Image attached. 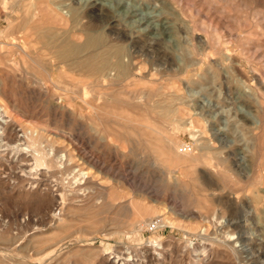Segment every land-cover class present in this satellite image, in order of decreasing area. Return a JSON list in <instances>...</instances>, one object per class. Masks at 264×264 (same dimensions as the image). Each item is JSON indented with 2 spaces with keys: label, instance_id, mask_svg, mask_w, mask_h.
<instances>
[{
  "label": "rangeland",
  "instance_id": "374dc122",
  "mask_svg": "<svg viewBox=\"0 0 264 264\" xmlns=\"http://www.w3.org/2000/svg\"><path fill=\"white\" fill-rule=\"evenodd\" d=\"M9 1L0 264H264V0L39 2L53 44L97 30L114 46L120 35L137 93L126 82L92 90L87 65L51 78L36 28L29 54L7 43Z\"/></svg>",
  "mask_w": 264,
  "mask_h": 264
},
{
  "label": "bare ground",
  "instance_id": "6f19581e",
  "mask_svg": "<svg viewBox=\"0 0 264 264\" xmlns=\"http://www.w3.org/2000/svg\"><path fill=\"white\" fill-rule=\"evenodd\" d=\"M7 1V0H6ZM42 1V0H21L19 2V0H12V1H9L12 5V12L9 13V16L7 18V26L6 28L3 29V32H4V35H5V32H12V31H15L17 33V35H14L11 34V37H10V41H8L7 43L10 44V45H16L17 47H19V49L23 50L24 52H26V54L30 53V51H28V47L30 45H27L28 43V40H29V37L32 35V33L30 32L32 28H36V36L41 40L42 39H45V42H46V45L45 47L47 46H51V56L48 57V61L47 59L44 58V62L41 60V62H43V64L40 62V64H42V66L40 65V67H42V69H44L45 73H47L51 78L55 75V74H58L56 75L57 77H62L66 74H68L70 71L68 68H64V65L65 66H68L70 69H73V68H78L79 69V66H82V65H87L89 67V70L92 72V90H94L95 88H99V91L101 90L102 88V91H103V88H109V85L112 84L113 82H126L125 85L126 88H129L130 90L132 91H135L136 90H133L131 88H133L134 86H136L140 81V79L138 80L136 77V66H134V59L132 56L131 59L129 60H125L124 59V56L127 55L129 53L128 49L124 46V39H122V37L119 35V39L118 40H121V42L124 44H122L121 42H118V43H121V44H114V46H111V45H108V43L105 42L106 40V37L104 34L102 33H97V34H94L97 32V30L92 33L91 35H88L86 38V41L79 45H75V44H71L70 42L71 41H62L61 43H54V41H56L55 39V33L53 31H51L54 27H50V26H44L43 23L41 25V23L37 22L38 21V18L36 19V16L37 15H40L41 16V19L43 18H46L44 17V13L41 11V9L43 7H39L38 4H40L39 2ZM48 1V0H47ZM52 1V0H51ZM72 8V6L70 7ZM73 10V8L71 9V11ZM16 11L17 14L15 13ZM44 11V10H43ZM51 11V10H50ZM75 11V8L74 10ZM52 12V11H51ZM45 13H47L45 11ZM11 16H14L13 19ZM52 18V16H51ZM54 18V17H53ZM52 18V19H53ZM74 18V17H73ZM40 19V20H41ZM50 19V18H49ZM70 19V18H69ZM78 19V17H75L74 18V21ZM56 20V19H54ZM73 20V19H72ZM43 21V20H41ZM57 21V20H56ZM51 22H55V21H51ZM91 31V30H90ZM92 32V31H91ZM9 36V35H7ZM6 36V37H7ZM37 38V39H38ZM16 39L18 40L17 43L16 42ZM38 39V40H39ZM66 39V38H65ZM108 40V39H107ZM40 41V40H39ZM44 41V40H43ZM126 41V40H125ZM2 42L0 40V51L2 52ZM31 42V41H30ZM41 42V41H40ZM64 42V43H63ZM32 43V42H31ZM73 43V42H72ZM112 44V43H110ZM118 44V45H117ZM27 47V48H26ZM44 47V48H45ZM185 47V46H184ZM42 48V47H41ZM40 48V49H41ZM47 49V48H46ZM186 49V48H185ZM42 51V53L45 52V50H43V48L40 50ZM184 51V50H183ZM20 52V50H19ZM35 52V51H34ZM38 52V51H36ZM185 52V51H184ZM183 52V55H185V53ZM40 54H42L41 52H38ZM131 53V52H130ZM37 54V53H36ZM132 54V53H131ZM43 55V54H42ZM49 55V54H48ZM47 55V56H48ZM1 56H3L2 54H0V61H1ZM44 56V55H43ZM46 56V55H45ZM186 56V55H185ZM184 56V57H185ZM190 56V55H189ZM17 57V56H16ZM16 57H11L13 60L16 58ZM20 57V56H19ZM5 58V57H4ZM18 58V57H17ZM21 58L23 59V56H21ZM32 58V57H31ZM186 58V57H185ZM191 58V57H190ZM34 61L37 62V60L39 58H34ZM26 60V59H25ZM38 60V62L40 61ZM134 60V61H133ZM9 61V60H8ZM18 61V60H17ZM24 61V60H23ZM50 61V65H49V62ZM187 62H190L191 64L193 63V60H189L188 59V54H187V59H186ZM2 62V61H1ZM13 62V61H11ZM16 62V61H14ZM27 62V61H26ZM30 62V61H29ZM198 62V61H197ZM196 63V62H195ZM9 64V63H8ZM17 64V63H16ZM28 64V63H27ZM38 64V63H37ZM189 64V63H188ZM190 64V65H191ZM194 64V63H193ZM25 65V64H24ZM32 65V64H30ZM39 65V64H38ZM29 66V65H28ZM33 66V65H32ZM35 66V65H34ZM33 66V67H34ZM37 66V65H36ZM35 66V67H36ZM75 66V67H73ZM14 67V66H13ZM12 67V69H13ZM32 67V68H33ZM39 67V68H40ZM16 68V67H15ZM38 68V66L36 67ZM11 69V68H10ZM17 69V68H16ZM83 69V68H81ZM77 70V69H76ZM88 70V69H87ZM15 71V69H14ZM11 72V71H10ZM36 72V71H35ZM185 72V71H184ZM14 73V72H13ZM43 73V72H42ZM45 73H44V76H45ZM71 73V72H70ZM17 74V73H16ZM37 74H38V71H37ZM40 77V76H39ZM46 77V76H45ZM208 79V78H207ZM53 81V80H52ZM39 82V81H38ZM149 82V81H148ZM117 84V83H116ZM119 84V83H118ZM43 86V85H42ZM122 86V85H121ZM198 86V84H197ZM112 88V87H110ZM125 88V87H124ZM127 90V89H126ZM205 90V89H204ZM98 91V90H97ZM108 92V91H107ZM131 92V91H130ZM115 93V92H114ZM107 94V93H106ZM125 94V93H124ZM153 94V93H152ZM155 94V93H154ZM104 95V94H103ZM96 96V95H95ZM151 97H153L151 95ZM153 99V98H151ZM174 99V98H173ZM166 101V100H165ZM96 102V101H95ZM93 101V98H92V106L93 104L95 103ZM157 102V101H156ZM222 102V101H221ZM137 103V102H135ZM140 103V102H139ZM171 100L167 101L164 105H161L162 106V111H164V116L163 117H169L170 116V113L173 111V108L171 107ZM103 104V103H102ZM131 104H134L131 103ZM141 104H146L145 102L143 103H140L138 106H140ZM159 104V103H158ZM191 104V103H190ZM195 104V103H194ZM124 105V104H122ZM151 106H154L155 104L152 103L150 104ZM135 106V104H134ZM143 106V105H141ZM204 106L203 104L200 105V107ZM145 107V106H144ZM146 108V107H145ZM154 108V107H152ZM156 108V107H155ZM160 108V107H158ZM149 109V108H148ZM3 108L0 107V120H3V121H6V119L4 118L5 117V114L2 112ZM150 110V109H149ZM154 110V109H153ZM158 112V111H156ZM172 114V113H171ZM7 115V114H6ZM172 116V115H171ZM163 119V118H162ZM2 121V122H3ZM3 124V123H2ZM236 125V126H235ZM233 127H234V135H236L237 137H239V139H245L247 138L246 137V134H245V130L243 131V129L239 126H237V124H235ZM240 125V124H238ZM5 126V125H4ZM5 130V129H4ZM4 130H2V132L0 131V135L4 132ZM7 131V130H6ZM11 131V130H10ZM13 132V131H12ZM4 135V134H3ZM7 135V133H6ZM5 136V135H4ZM10 136V135H9ZM4 139V138H3ZM145 139V138H144ZM247 143V142H246ZM192 148V147H191ZM190 148V150H191ZM205 150V152L201 155V153H199V158L197 159H200V161L202 160L201 158L203 156L205 157H208V151L209 149L206 148V146H204L203 148ZM189 150V151H190ZM186 153V152H185ZM186 155H192V154H186ZM207 159V158H205ZM208 161H210V158L207 159ZM40 161V160H39ZM203 161V160H202ZM206 161V160H204ZM200 163V162H199ZM207 163V161H206ZM192 164V163H190ZM212 165V164H211ZM168 166V165H167ZM171 172V171H170ZM42 181V180H41ZM207 185V183H206ZM200 187V186H199ZM211 187V186H210ZM208 187V188H210ZM46 188V187H45ZM203 189V188H202ZM67 193V192H66ZM260 196L257 194V197ZM206 198V197H205ZM260 198H262L260 196ZM257 199V198H256ZM260 200V199H258ZM66 200H64L65 202ZM61 203V202H60ZM100 210V209H99ZM102 211V209H101ZM58 216L61 215L60 214H57ZM103 216V215H102ZM96 219V218H95ZM120 219V218H119ZM158 240V239H157ZM126 258V257H125Z\"/></svg>",
  "mask_w": 264,
  "mask_h": 264
},
{
  "label": "built area",
  "instance_id": "2783aa9c",
  "mask_svg": "<svg viewBox=\"0 0 264 264\" xmlns=\"http://www.w3.org/2000/svg\"><path fill=\"white\" fill-rule=\"evenodd\" d=\"M188 148V145H184L183 146V149H187ZM162 225V222H161V218H155L151 221L150 223V229L153 230V229H157L158 227H160Z\"/></svg>",
  "mask_w": 264,
  "mask_h": 264
},
{
  "label": "water",
  "instance_id": "95a60500",
  "mask_svg": "<svg viewBox=\"0 0 264 264\" xmlns=\"http://www.w3.org/2000/svg\"><path fill=\"white\" fill-rule=\"evenodd\" d=\"M59 212H60V210L57 211V213H59Z\"/></svg>",
  "mask_w": 264,
  "mask_h": 264
}]
</instances>
